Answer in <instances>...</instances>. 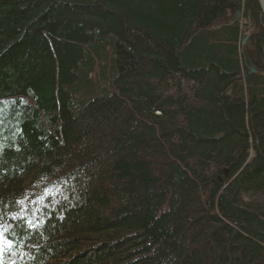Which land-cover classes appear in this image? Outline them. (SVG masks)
<instances>
[{
    "label": "trees",
    "instance_id": "trees-1",
    "mask_svg": "<svg viewBox=\"0 0 264 264\" xmlns=\"http://www.w3.org/2000/svg\"><path fill=\"white\" fill-rule=\"evenodd\" d=\"M0 264H264L257 0H0Z\"/></svg>",
    "mask_w": 264,
    "mask_h": 264
},
{
    "label": "water",
    "instance_id": "water-1",
    "mask_svg": "<svg viewBox=\"0 0 264 264\" xmlns=\"http://www.w3.org/2000/svg\"><path fill=\"white\" fill-rule=\"evenodd\" d=\"M257 1H258L259 8L264 16V0H257Z\"/></svg>",
    "mask_w": 264,
    "mask_h": 264
},
{
    "label": "bare ground",
    "instance_id": "bare-ground-1",
    "mask_svg": "<svg viewBox=\"0 0 264 264\" xmlns=\"http://www.w3.org/2000/svg\"><path fill=\"white\" fill-rule=\"evenodd\" d=\"M261 11V10H260ZM261 14H262V12H261ZM262 16H263V14H262ZM264 17V16H263Z\"/></svg>",
    "mask_w": 264,
    "mask_h": 264
}]
</instances>
